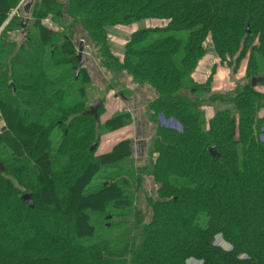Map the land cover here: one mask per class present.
Masks as SVG:
<instances>
[{"label":"trees","instance_id":"1","mask_svg":"<svg viewBox=\"0 0 264 264\" xmlns=\"http://www.w3.org/2000/svg\"><path fill=\"white\" fill-rule=\"evenodd\" d=\"M17 4L0 0V27ZM30 17L19 46L16 17L0 35V264H264V94L250 85L264 76V0H34ZM143 21L161 25L133 29L115 54L110 30ZM82 42L121 85L153 93L155 137L133 169L154 191L130 223L112 208L130 194L131 142L97 154L129 116L87 114ZM243 63L236 94L213 91L217 67ZM216 103L231 108L206 119Z\"/></svg>","mask_w":264,"mask_h":264},{"label":"rangeland","instance_id":"2","mask_svg":"<svg viewBox=\"0 0 264 264\" xmlns=\"http://www.w3.org/2000/svg\"><path fill=\"white\" fill-rule=\"evenodd\" d=\"M22 2V5L21 7H23L26 3H27V0H18V4L17 6ZM16 6V7H17ZM15 9V8H14ZM13 9V10H14ZM12 10V11H13ZM11 11V12H12ZM10 12V13H11ZM23 15L22 13V8H20L18 11H16V15L14 17H16V21L18 23H20L21 21V16ZM44 21H48V20H44ZM143 21L139 24H136V25H133V27L131 26L130 29H113V30H110L109 32V42L110 44H112V49L115 51L114 53L119 55L118 53H121L122 51V45L124 44V42H126L127 40V37H128V34L133 31V29H136V28H140L141 26H147V27H156V26H160L161 25V22H157V21ZM2 32H0V35H1ZM13 39L17 42V43H21L22 41V36H21V33H17V36H13ZM76 40L78 38H75ZM75 42H79L81 40L78 39V41ZM85 43L84 44V49H85V52H84V55L83 57L87 58V57H91L89 54V50H88V46L86 44V42H83ZM85 53H88V54H85ZM82 57V58H83ZM96 59V58H95ZM93 61V59H91V62ZM89 61H84L83 62V67H86L87 68H91L94 66L96 71L94 69L90 70L91 72V81H89V84L87 85V90H86V93H87V101H86V105H92L93 104V101L95 100H100L101 101V105L100 107L97 109V113L99 114V123H103L105 120H107L109 117H111L110 113H111V109L114 111V110H117L120 108V104L118 103V105L114 104L112 101H113V97H117V98H130V96L132 95V92H128L125 87H124V84L121 85L120 82L118 80H116L114 78V76L111 78L110 81H108L107 83L106 82V75L108 74V71H106L104 68L101 67L100 63H97L95 62L94 64V61L91 63ZM87 64V65H86ZM97 65H99L100 68L97 67ZM244 63L241 65V67L237 70V72L233 75H231L230 73V70L225 67V66H222L220 68H223V73H225L223 76L224 77H221L219 79H216L219 81V84L212 82V89L214 92L216 93H219V94H225V93H229V94H236L238 92V88L239 86L247 83L248 81L244 79ZM208 73V66H205V67H202L200 69V73L198 74L199 77H203L205 74ZM262 73H264V68H262ZM200 75H203V76H200ZM229 76V77H228ZM214 77V76H213ZM220 77V75H219ZM264 77V76H263ZM105 81V82H104ZM221 81H224V85L222 83H220ZM121 86V89L120 87ZM138 86V85H137ZM256 88L264 94V86H257L256 85ZM120 90H122L124 93H120ZM114 90V91H113ZM116 90V92H115ZM154 100V99H153ZM152 100V101H153ZM118 106V108H117ZM230 105L229 104H221V103H216L214 104L213 106H209V105H206L204 106L202 109L204 111V114H205V117L206 119H209L213 116V114L215 113V111L217 110H226V109H230ZM122 111V113L124 112V110H120ZM264 106L263 108L261 109V116H264ZM117 112V111H116ZM117 114V113H116ZM128 123H126L127 125ZM152 124V123H151ZM160 124H161V120H160ZM2 124H0V129H1V126ZM127 127V126H125ZM124 127V129H125ZM261 131H262V134L260 135L259 137V140L260 142L264 145V126L261 128ZM118 132H121L120 134L117 133V132H114L113 134H109V135H106L104 137L101 138L100 140V144L98 146V149H97V154H100L101 152L105 153L106 152H109L110 149L114 146V144H116L118 142V140H120V136L118 135H126L127 131L126 129L125 130H121V131H118ZM124 139V138H123ZM152 144V141L151 143ZM144 164V163H143ZM137 165V163L134 162L133 160V156L131 158V162L127 163L126 164V167H128V170L126 171V174H125V177H127L129 179V186L128 189H129V192L130 194L129 195H126L125 196V199L123 201H121L120 203L117 204L116 207H113L112 209L114 210V213H121L124 215V218L123 220L124 221H127L128 223L134 221V215H135V212L138 210H141L143 213H145V207H144V198L145 197H151L153 194H152V190L154 191V184H152L149 179L147 178V176L145 177V174H143L141 177L144 178V181L142 183V185H139V183L141 184L139 178H138V175L137 172L135 171V169H133L134 167H142L144 165ZM132 166V167H131ZM142 173V172H141ZM123 175V174H122ZM124 176V175H123ZM96 181L95 180L93 182V184L91 185L90 189H95V184H96ZM110 215H107V218L110 219ZM138 218V216H136V219ZM147 218V217H146ZM148 219V218H147ZM146 219V220H147ZM112 223H114V221H112ZM214 243L224 249V250H228L229 249V246L224 243L219 237H216L215 240H214ZM187 264H194L193 260H188L187 261Z\"/></svg>","mask_w":264,"mask_h":264},{"label":"crops","instance_id":"3","mask_svg":"<svg viewBox=\"0 0 264 264\" xmlns=\"http://www.w3.org/2000/svg\"><path fill=\"white\" fill-rule=\"evenodd\" d=\"M87 46H88L87 48L89 50V54L88 53H85V54H88L91 57H87V58L83 57L84 61L91 62V59H93L94 64L95 62L96 64L99 63L93 56L89 45ZM84 52H85V49H84ZM84 52H83V56H85ZM94 66L92 67V69L96 71ZM89 67L87 68L86 66L84 68L87 70L88 75L90 77V81L92 82L91 80L92 76L90 72V70L92 69ZM97 67L100 68L99 65H97ZM222 71H223V68L217 67L216 72L213 77V82L215 83V85L216 83L219 84V81L216 79H219L225 76L224 75L225 73H223ZM111 78H112V75L110 72H108V74L106 75V82L105 81L104 82L107 83L108 81L111 80ZM119 80L125 84V86L130 90V92H132V95L130 96V98L126 97L124 99L120 97L119 98L113 97L112 102L116 105H118L119 103L120 108L114 111L111 109L110 115L112 117L116 113H122V111L120 110L123 109L124 110L123 113L129 116L128 122H127L128 124L126 125L127 127H125L127 131L126 135L123 134V135H118V136L121 137L120 140L125 138L131 142L132 156H133L134 162L137 163V165H142L143 163H144L143 165H145L147 162V157H148L150 147H151L150 143L151 141H153L155 137V130H156L149 120V113L147 112V109H146L150 101L154 99L153 93L146 87H140V86L135 85L131 81V79L128 78L126 75L120 76ZM220 83H222L223 85L225 84L224 81H221ZM259 86H264V84H259ZM117 133L120 134L121 132H117ZM104 153L101 152L100 154H104Z\"/></svg>","mask_w":264,"mask_h":264},{"label":"water","instance_id":"4","mask_svg":"<svg viewBox=\"0 0 264 264\" xmlns=\"http://www.w3.org/2000/svg\"><path fill=\"white\" fill-rule=\"evenodd\" d=\"M29 2H32V0H29ZM30 4V3H29ZM29 4L26 5L24 11L26 13H28V9H29ZM26 24H27V19H23L22 22H21V28H22V34L24 37L27 36L28 34V29L26 28ZM41 26L44 27V28H47L48 30L50 31H57V28L56 26L48 21H41ZM249 29H248V26H246V32H248ZM82 46V45H80ZM78 59H80V53L79 55L77 56ZM78 74V69L76 70V75ZM259 84H264V77H256V78H252L250 80V85L251 87H256V85H259ZM101 105V101L100 100H95L93 102V104L89 107V110H88V115L92 116L94 118V120L97 119V109L100 107ZM95 148V145H92L91 146V150H93ZM209 153L212 157H216L217 154H216V151L214 148L210 149L209 150ZM0 170H2V167L0 166ZM21 199L28 205V207L32 208L33 207V203H32V200L30 198V196L28 194H24Z\"/></svg>","mask_w":264,"mask_h":264},{"label":"flooded vegetation","instance_id":"5","mask_svg":"<svg viewBox=\"0 0 264 264\" xmlns=\"http://www.w3.org/2000/svg\"><path fill=\"white\" fill-rule=\"evenodd\" d=\"M33 2H34V0H32V2H29V0H27V3L23 6V7H21V5H22V2L9 14V17H8V19L5 21V23L0 27V32L3 30V28H4V26L7 24V22L12 18V17H14L15 15H16V11H18L20 8H22V13H23V15L21 16V21H20V23H19V28L17 29V30H15V32H13L12 34H11V37H12V35L13 36H17V33H21V36H22V41L29 35V33H30V29H32V18L30 17V9H31V7H32V5H33ZM30 3V4H29ZM29 4V9H28V13H26L25 11H24V9H25V7H26V5H28ZM27 19V24H26V28L28 29V34H27V36L26 37H24L23 36V34H22V28H21V22H22V20L23 19ZM49 21V20H48ZM48 21H46V22H48ZM57 31H58V29H57ZM57 31H54V32H57ZM13 38V37H12ZM13 41H14V43L16 44V45H20L21 43H22V41H21V43H17L14 39H12ZM80 45H82V46H80ZM79 45V47H78V51H77V55H76V57L79 55V53H80V59H78L77 58V60H79V61H81V59L84 61V58H82L83 57V50H84V44H83V42L81 43ZM82 65H83V63H82Z\"/></svg>","mask_w":264,"mask_h":264}]
</instances>
